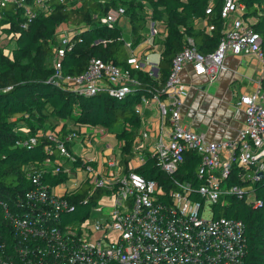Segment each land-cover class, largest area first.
I'll use <instances>...</instances> for the list:
<instances>
[{
	"label": "built area",
	"instance_id": "2783aa9c",
	"mask_svg": "<svg viewBox=\"0 0 264 264\" xmlns=\"http://www.w3.org/2000/svg\"><path fill=\"white\" fill-rule=\"evenodd\" d=\"M52 1L68 2L70 6L82 2L0 0V14L8 4L18 5L28 17L22 22L27 27L37 13L36 6L48 10ZM246 8L243 2L224 0L221 17L227 24L218 47L203 53L191 37H186L187 45L174 56L164 86L141 95L134 106L136 113L142 116L145 108L157 110L160 126L156 133L146 130L136 136L127 171H105L106 168L94 165L97 156L84 158L83 154L68 153L66 141L80 138L85 141V150H96L93 138L102 129L84 133L70 130L61 138L48 133L60 155L35 164L36 168L26 172L32 186L12 202H1L12 232L9 242L0 238V264H249L245 222L217 216L215 208L221 198L232 196L246 199L254 207L261 204L253 197V186L264 177V49L260 34L243 17ZM206 12H212V5ZM124 14V6L111 8L102 22L113 25ZM155 24L149 30L151 36L159 34ZM69 27L73 32L79 30ZM70 39L68 32L62 34L54 47V73L50 80L55 84L67 83L82 94H95L104 87L110 94L124 97L140 82L133 69L146 67L150 75L158 76L153 70L157 63L143 62L136 55L128 57L127 68L112 60L92 57L83 72L65 73L63 58ZM250 52L260 62L262 76L255 88L237 102L245 113L237 136L212 140L184 124L181 75L185 67L192 66L196 74L212 80L225 68L228 53ZM40 133L19 138L16 144L31 147ZM191 151L200 158L196 180H182L176 175ZM78 158L83 161L81 164L77 163ZM149 158L165 173L166 182L147 178L135 170ZM103 159L101 164L107 168L120 167L115 150L103 155ZM71 168L78 172L73 185L68 186L63 180L50 183L52 176L68 174ZM87 179L108 191L83 221L64 222L62 214L74 208L70 195ZM105 200L110 204L102 203ZM228 204L229 200H224L223 207Z\"/></svg>",
	"mask_w": 264,
	"mask_h": 264
},
{
	"label": "trees",
	"instance_id": "16d2710c",
	"mask_svg": "<svg viewBox=\"0 0 264 264\" xmlns=\"http://www.w3.org/2000/svg\"><path fill=\"white\" fill-rule=\"evenodd\" d=\"M145 0H112L101 3L96 0H82L78 6L68 2L52 1L50 9L36 6L37 13L27 27L28 21L22 7L8 4L0 14V35L7 33L15 38V45L6 53L0 48V238L10 241L11 223L5 216L2 201H13L18 194L28 190L32 183L26 172L33 170L47 158H56L61 151L48 137L54 132L60 138L70 130L80 131L81 127L102 129L116 134L122 140V162L128 168L133 156V142L139 135L141 116L135 111V104L142 94H152L160 90L170 73L174 56L187 45L186 36L191 37L203 53L214 51L223 36L226 19L221 17L224 0H147L154 20H163L167 32L163 38L164 48L158 62V76L149 74L145 68L133 69L140 80L133 92L124 97L110 94L100 88L95 94H82L67 83L55 84L50 80L54 67L45 65L48 56L53 54L56 34L61 26L79 29L70 39L69 48L63 58L65 73L83 72L92 57L112 60L127 68L128 51L123 30L117 23L108 25L102 18L111 8L124 4L125 14L131 24L135 44L146 31V17L138 10ZM243 2L247 10L244 19L254 26L260 34L264 49V0H237ZM212 5V12L207 8ZM206 21L212 28L209 31L197 28V22ZM45 65V66H44ZM264 88V78H263ZM20 119L25 120L21 130ZM121 129L111 130L117 124ZM31 147H21L17 140L38 134ZM74 141H66L68 153ZM61 157V156H60ZM68 156L65 155V159ZM199 155L193 151L185 156L178 178L195 181ZM83 161L78 158L77 163ZM128 170V169H127ZM135 170L147 178H158L166 182V175L155 161L149 158ZM65 174L52 176L51 184L63 180ZM253 197L261 202L254 207L246 199L234 196L221 198L215 204L217 216L224 215L243 219L248 237L249 264H264V177L254 183ZM89 191H93L92 194ZM108 189L97 187L87 179L73 193L71 200L74 208L65 211L61 218L64 222L79 223L88 217L98 199ZM230 204L223 207L224 200ZM1 240V239H0ZM2 241V240H1Z\"/></svg>",
	"mask_w": 264,
	"mask_h": 264
},
{
	"label": "crops",
	"instance_id": "0c3cea01",
	"mask_svg": "<svg viewBox=\"0 0 264 264\" xmlns=\"http://www.w3.org/2000/svg\"><path fill=\"white\" fill-rule=\"evenodd\" d=\"M143 3L147 4L146 8L149 16L146 17V27L149 26V29L144 32L139 41L130 45L131 50L128 51V57L136 55L143 62L157 63L153 68L156 74L159 70L158 62L164 48L163 38L167 29L163 20H154L152 18V13L148 10L149 3H147V0ZM154 22L159 28L157 36L149 34V30ZM197 28L209 31L212 26L207 25L206 21L200 20L197 22ZM151 56L155 57L151 58ZM224 64L225 68L212 80L206 75L196 74L192 66H186L181 75L182 122L190 126L194 131L202 133L212 140L234 138L237 136L245 119L244 109L237 102L243 94L251 92L255 88L258 79L262 76L261 64L253 52L238 55L228 53ZM141 118L142 123L138 130L139 135H142L146 130L151 133L158 132L160 120L157 110L145 108ZM80 130L82 132H91L93 129L89 128L87 131L84 130V127H81ZM110 138L114 140L118 137L112 132H105L103 134L102 131H98V136L93 138L92 144L96 147L97 157L99 158L98 162L94 163V165L99 169L106 168L104 170L109 172L113 170L127 171L129 168H126L123 164L122 155H120L122 140L120 139L118 144H113ZM77 145H83L81 152L75 151ZM84 147L85 141L80 138L74 141L72 150L78 156L83 154L84 158L91 157L88 151L89 148L85 150ZM114 150L117 152V162L120 167L107 168L105 164L103 166L101 164V161L104 160L103 155L106 156L107 153ZM86 152L87 154H85Z\"/></svg>",
	"mask_w": 264,
	"mask_h": 264
},
{
	"label": "rangeland",
	"instance_id": "374dc122",
	"mask_svg": "<svg viewBox=\"0 0 264 264\" xmlns=\"http://www.w3.org/2000/svg\"><path fill=\"white\" fill-rule=\"evenodd\" d=\"M141 4V7L138 8V10L140 11L141 14H143L145 17H148L149 16V13L147 12V8L144 4L140 3ZM122 6L126 7L124 4H122ZM121 20H118L117 21V25H119V27L122 28L123 30V37H124V41H125V44H126V48H127V51H130L131 50V47L129 45V43L132 45L133 44V38L132 37V29H131V24H130V21L127 17H125L124 15L121 16V18H119ZM72 27H69L68 26H61L56 34V44L58 42V38L62 35V34H65L68 32V34L70 36H72V34L74 33L72 29H70ZM149 29V26L146 27V30ZM162 30V28H161ZM15 43V38H13V36L11 35H8L7 33H3L0 35V48L2 50H4L6 53L10 52V49L14 47V44ZM155 56H151V58H154ZM53 58H54V50H53V54L51 56H48V59H47V63H45V65L49 66V67H53ZM44 65V66H45ZM54 73V72H53ZM53 76V74H52ZM51 76V77H52ZM50 77V78H51ZM18 122L23 123L24 126H19L18 129H22V128H26L25 126V120L23 119H20ZM122 127V124H117L116 126H114L111 130H118V129H121ZM84 130H89V127L88 126H84ZM91 131V130H90ZM85 131H83L84 133ZM99 140V139H98ZM97 140V141H98ZM110 140L112 141L113 144H118L120 142V139L118 138H115L114 140L110 138ZM112 144V145H113ZM83 146V145H82ZM82 146L80 145H77L76 148H75V151H82ZM89 151V154H91V156H98V153H97V150L91 148L88 150ZM87 151V152H88ZM87 152L85 154H87ZM124 152L123 148L120 147V155H122V153ZM85 172H86V169H85ZM78 175V172L75 168H71L69 173L68 174H65V177L63 179V183L70 186V185H73L74 182H73V177H76ZM80 176H82V173H80ZM82 184V183H81ZM78 189H75L74 192H76ZM73 192V193H74ZM73 193L70 195V197L73 195ZM104 195V194H103ZM102 203H105V204H110V202L108 201H104Z\"/></svg>",
	"mask_w": 264,
	"mask_h": 264
}]
</instances>
